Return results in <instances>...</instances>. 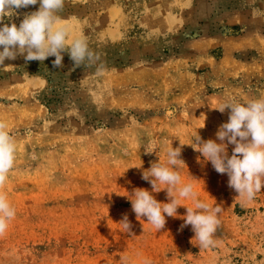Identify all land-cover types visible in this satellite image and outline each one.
Here are the masks:
<instances>
[{
    "label": "rangeland",
    "instance_id": "374dc122",
    "mask_svg": "<svg viewBox=\"0 0 264 264\" xmlns=\"http://www.w3.org/2000/svg\"><path fill=\"white\" fill-rule=\"evenodd\" d=\"M57 16L68 43L85 37L98 59L0 66V120L17 146L0 189L16 211L0 264H264V189L244 202L188 145L216 139L222 103L264 97V0H64ZM171 146L182 147L181 184L221 208L214 247L181 230L191 199L160 231L132 210L134 189L152 191L142 172Z\"/></svg>",
    "mask_w": 264,
    "mask_h": 264
},
{
    "label": "clouds",
    "instance_id": "9594fccd",
    "mask_svg": "<svg viewBox=\"0 0 264 264\" xmlns=\"http://www.w3.org/2000/svg\"><path fill=\"white\" fill-rule=\"evenodd\" d=\"M37 4L38 10L25 14L19 26L4 23L5 17ZM63 4L64 0H0V66H4L6 59L15 60L18 56L26 62H44L49 57H55L53 66L61 68L65 52L75 67L98 59L85 37L73 36L68 43V37L72 35L71 26L60 23L57 16ZM215 109L221 113L230 110L228 121L222 123L215 134L216 139L205 141L198 135L193 144L188 145L198 151L205 161L211 162L217 173L227 174L228 186L238 193V197L244 202H251L264 189V97L243 103L228 100ZM7 128V123L0 120V189L4 187L16 159L17 146ZM229 145H234L231 156L227 150ZM181 151L182 147L171 146L167 149L165 163H152L149 169L142 172L141 178L151 184L152 191L134 189L131 193L133 198L129 199L132 210L136 217H146L147 222L160 231L165 227L166 216H178V208L184 206L181 200L191 199L193 206H185L186 215L182 217L184 223L181 230L190 225L195 234L193 239L198 241L200 248L214 247L221 208L201 201L192 183L181 184L179 167L185 164ZM160 185L166 187L161 188ZM164 189L167 190V203L158 202L153 195ZM15 215V209L0 191V236L4 235ZM120 222L125 230L132 232L127 215Z\"/></svg>",
    "mask_w": 264,
    "mask_h": 264
},
{
    "label": "bare ground",
    "instance_id": "6f19581e",
    "mask_svg": "<svg viewBox=\"0 0 264 264\" xmlns=\"http://www.w3.org/2000/svg\"><path fill=\"white\" fill-rule=\"evenodd\" d=\"M154 3H155V2H154ZM167 12H168V11H167ZM165 14H166V13H165ZM166 16H167V15H166ZM166 16H165V17H166ZM169 16H170V15H169ZM175 18H178V17H175ZM175 18H174V19H175ZM169 19H171V18H169ZM178 20H179V19H178ZM172 21H174V20H172ZM167 23H168V22H167ZM170 24H171V23H170ZM172 24H173V23H172ZM98 93H99V92H98Z\"/></svg>",
    "mask_w": 264,
    "mask_h": 264
}]
</instances>
